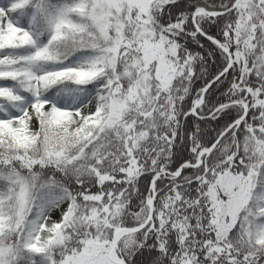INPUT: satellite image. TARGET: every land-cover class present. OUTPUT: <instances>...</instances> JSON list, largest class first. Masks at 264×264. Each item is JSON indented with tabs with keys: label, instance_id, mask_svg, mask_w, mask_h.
<instances>
[{
	"label": "snow or ice",
	"instance_id": "snow-or-ice-1",
	"mask_svg": "<svg viewBox=\"0 0 264 264\" xmlns=\"http://www.w3.org/2000/svg\"><path fill=\"white\" fill-rule=\"evenodd\" d=\"M0 264H264V0H0Z\"/></svg>",
	"mask_w": 264,
	"mask_h": 264
}]
</instances>
